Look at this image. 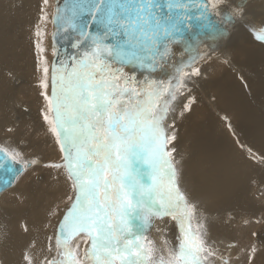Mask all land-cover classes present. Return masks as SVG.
<instances>
[{
  "label": "snow or ice",
  "instance_id": "snow-or-ice-1",
  "mask_svg": "<svg viewBox=\"0 0 264 264\" xmlns=\"http://www.w3.org/2000/svg\"><path fill=\"white\" fill-rule=\"evenodd\" d=\"M35 47L42 118L59 150L51 162L15 143L0 144V169L11 186L30 170L53 169L67 185L66 205L51 210V232L21 251V264H254L264 248L222 247L206 226L201 203L175 159V121L194 112V88L204 81L201 61L227 39L220 25L243 32L247 46L229 48L233 67L258 47L264 55V19L250 18L247 0H43ZM52 8L51 14L49 9ZM213 17L216 18L214 22ZM53 25L51 61L43 46ZM60 40L66 47L61 50ZM211 87V81L205 85ZM216 99V97H212ZM179 109V111H178ZM25 111H27L25 109ZM236 135L229 116H221ZM17 132L5 126L8 138ZM245 159L264 166L259 154ZM211 158V157H210ZM204 196H226L223 169L202 170ZM159 220L175 229L174 243L158 246L149 233ZM258 236L264 244V222ZM25 233L30 229L22 225ZM160 229H157L159 231ZM0 264L5 261L0 260Z\"/></svg>",
  "mask_w": 264,
  "mask_h": 264
},
{
  "label": "bare ground",
  "instance_id": "bare-ground-1",
  "mask_svg": "<svg viewBox=\"0 0 264 264\" xmlns=\"http://www.w3.org/2000/svg\"><path fill=\"white\" fill-rule=\"evenodd\" d=\"M50 3L55 6V0ZM247 4L252 20L264 19V0H248ZM43 7V0H0V144L15 143L29 156L39 155L48 162L53 157L52 146L57 145L42 118L45 101L37 64L43 54H38L35 47V31L37 25L44 30L40 24ZM52 10L49 9L50 14ZM50 26L53 30V25L48 23L43 46L48 48L46 55L51 61ZM229 30L227 39L217 41L219 47L212 53L220 54L218 58L223 60L229 48L247 46L248 37L243 32L230 26ZM251 52L233 67L223 61L200 66L205 80L198 81L200 87L193 90L198 102L193 113L176 119L174 146L178 149L175 157L176 160L178 157V167L183 166L185 184L201 203L200 212L204 213L206 226L224 232L237 229L241 247L255 241L258 247L264 248L259 237L252 236V232L262 230L261 225L255 229L256 223L251 220L230 228L247 215L251 219L262 218L264 222V166L247 161L245 150L236 143L239 139L245 148H252L257 154L264 150V55L258 47ZM17 80L27 83L15 87L19 86ZM208 81L211 87L205 86ZM25 103L29 106L26 112H15ZM223 114L229 116L235 136L221 120ZM13 125L17 132L8 138L5 126ZM21 143L25 148H21ZM54 157L59 160V152ZM208 167L224 170L228 180L226 196H204L206 185L202 170ZM37 170L26 172L13 182L12 188L0 192V260L5 264H21V251L31 240L35 239L37 246L42 244L46 233L51 232L49 221L56 222V217L50 215L51 210L57 206L63 209L66 205L67 185L63 174L53 169L38 170L45 173V178L40 173L37 181L33 176ZM25 223L29 233L22 229ZM159 225L163 223L156 222L152 232L157 245H163L165 240L174 243L172 225L169 229ZM220 241L225 243L223 238ZM234 259L236 264L235 256ZM239 264H245L243 256ZM254 264H264V252L257 255Z\"/></svg>",
  "mask_w": 264,
  "mask_h": 264
},
{
  "label": "rangeland",
  "instance_id": "rangeland-1",
  "mask_svg": "<svg viewBox=\"0 0 264 264\" xmlns=\"http://www.w3.org/2000/svg\"><path fill=\"white\" fill-rule=\"evenodd\" d=\"M253 2L255 1V0H252ZM257 1V0H256ZM250 2L251 1H249V4H250ZM55 4V3H54ZM248 4V6H250ZM250 18H251V16H250ZM259 20H262V17H258L257 19H253V21H255V22H259ZM51 24V23H50ZM51 32V34H52V32H53V30H52V26H50V29H49V33ZM220 56V54H215V55H212V59H210V60H207V61H201V64H200V66H202L203 64H209V63H212V62H215V61H223V59H221V58H218ZM22 81L21 80H17L16 81V84L17 85H19V86H16L15 85V83H14V85H15V87H20V86H24V85H26V83H27V81H24L23 83H21ZM197 102H198V100H197ZM213 102L215 103V99H213ZM24 105H27V103H25ZM24 105H22L23 107H20V108H18V109H15V112H19V111H25V109L26 108H28L29 106L27 105V106H24ZM194 107V106H193ZM217 109V108H216ZM27 110V109H26ZM213 111V110H212ZM26 112V111H25ZM214 112V111H213ZM224 115V114H223ZM222 115V116H223ZM20 146H21V148H25L24 147V145H22V143L20 144ZM52 151L53 152H51V154H52V158L50 159L51 161H58V158H56V157H54V156H57L58 155V152H59V150H58V147H55V146H52ZM176 151H178V149L176 148ZM177 153V152H176ZM174 154L175 155V157H176V155L177 154ZM50 160H48V161H50ZM176 161H178V157H177V160ZM40 173H42L43 174V178H45V173L43 172V171H35V173H34V178L37 180L38 178H39V174ZM40 177H42V176H40ZM39 180V179H38ZM37 180V181H38ZM10 188H12V186L10 187ZM9 189V188H8ZM7 189V190H8ZM6 191V190H5ZM5 191H3V192H5ZM2 192V193H3ZM202 213V215H204V213L203 212H201ZM262 216H263V214H262ZM252 220V222H255L256 223V221L257 220H260V221H262V218H257V219H251L250 218V216L249 215H247L244 219H242L238 224H234L233 226H231L230 228H234V227H236V226H240V225H242V224H246V223H248V222H250ZM157 222H160L159 220H157ZM234 223V222H233ZM166 228V229H169V227H171V224H169L168 223V225H167V227H165V225L163 224V225H159V228ZM259 227H260V224H257L256 223V227H255V229H259ZM154 230L152 229L151 230V232L149 233V236H151L152 237V240H154L153 239V234L154 233H152ZM172 231H175V230H173L172 229ZM210 233H211V235H212V237L214 238V239H216L217 241H219L220 239H222L223 238V240H224V244L223 245H221L222 247H226V245H228V244H237L239 247H241V241L237 238V236H236V234H237V229H233V230H231V231H229V232H224V231H222L220 228H218V230L216 231L215 229H212V230H210ZM151 237H149L150 239H151ZM234 256L235 255H233V262L235 261V259H234Z\"/></svg>",
  "mask_w": 264,
  "mask_h": 264
},
{
  "label": "water",
  "instance_id": "water-1",
  "mask_svg": "<svg viewBox=\"0 0 264 264\" xmlns=\"http://www.w3.org/2000/svg\"><path fill=\"white\" fill-rule=\"evenodd\" d=\"M247 1H248V0H247ZM56 2H57V0H55V4H56ZM213 20H214V22H216V18H215V17H213ZM220 27H221V29H224L225 27H227L228 30L225 31V35H228V32H230V30H229V26H226V25H220ZM53 31H54V29H53ZM59 44H60L61 48H64V47L67 46V45L65 44L64 40H60V41H59ZM7 179H8V176L5 174V172H4L2 169H0V192L10 187V186L5 187L4 184H3V181H5V180H7ZM12 184H13V183H12ZM12 184H11V185H12Z\"/></svg>",
  "mask_w": 264,
  "mask_h": 264
}]
</instances>
